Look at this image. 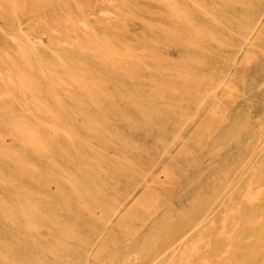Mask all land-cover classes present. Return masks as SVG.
<instances>
[{"label": "bare ground", "instance_id": "1", "mask_svg": "<svg viewBox=\"0 0 264 264\" xmlns=\"http://www.w3.org/2000/svg\"><path fill=\"white\" fill-rule=\"evenodd\" d=\"M55 5L65 9L55 22L19 27L18 10ZM98 7L103 15L86 0H0V86L83 142H48L0 97V148L31 171L7 172L0 160V188L12 196H0V264H264V0ZM254 60L262 67L248 72ZM25 176L36 188L18 181ZM159 193L167 208L156 207ZM137 219L134 239L123 240Z\"/></svg>", "mask_w": 264, "mask_h": 264}, {"label": "rangeland", "instance_id": "2", "mask_svg": "<svg viewBox=\"0 0 264 264\" xmlns=\"http://www.w3.org/2000/svg\"><path fill=\"white\" fill-rule=\"evenodd\" d=\"M89 5H91L94 9H95V14L98 15H103L104 12L99 10V1L100 0H86ZM108 3H112V0H104ZM27 7V6H26ZM63 5H55L53 7H49V8H43V7H38V6H34V7H27L26 9H20L18 10V24L20 28L23 29H28V28H32L34 25L37 24V22L39 21H48V22H55L56 18H58V16H60L61 14L65 13V9H63ZM57 29V30H56ZM53 33L58 34L60 32V26L58 23H54L53 25V29H52ZM56 30V31H55ZM11 42L16 45L19 46L17 41H15L14 39L11 40ZM38 43H40L41 41H37ZM16 50V49H14ZM31 60L33 61V63L36 65H39V61L36 57H32ZM85 61L84 58L82 57H78L76 59V62L82 64ZM96 67V66H95ZM248 72L252 71L253 69H260L262 67V65L260 64L259 60H254L252 61L248 66ZM43 84L46 87V89L49 92H52V84L50 83L49 79L47 78V76L43 77ZM0 97L2 98H6L9 103L12 105V114L13 115H18V116H23L28 122H30V128L32 130H35L41 137H44L48 142L53 143V136L51 134L57 135L58 137H61L62 139H64L68 144H71L77 148H80L83 146V142L81 141L80 137L78 136L77 133H74L73 131L69 130L65 124L60 121V120H56L53 119L51 116L47 115L44 112H38L36 110H34L25 100V98L19 93L18 89H14V90H8L5 89V86L1 85L0 86ZM249 100L252 103L256 102V96L254 93L249 95ZM43 113V114H42ZM232 124L234 125H241V123L243 122L242 117H237L236 119H233ZM77 134V135H76ZM132 137V136H131ZM94 141L99 142L101 140L100 136H96L95 138H92ZM22 137L19 135H15V140H14V145L15 146H19V145H23L22 142ZM209 150V149H206ZM5 155V151L3 149L0 148V160H2L3 163V167L7 172L10 171H14L16 169H18V171H22L26 176L27 174L29 175V173L31 172L30 170H28V167L24 166V167H18V165L16 164V162L12 159H8L4 157ZM64 156V154L62 155ZM59 157L58 160L62 163L63 167L65 168V172H70L73 170V166L69 161H64V157ZM91 157H100L102 158L105 162H112L115 160H120V157H115L111 154L110 150H104V152H102V155L99 153H96L95 149L91 150L90 153ZM37 161V160H35ZM39 164V169L37 170L38 173L40 174H45L49 171V159L43 158L40 161L37 162ZM157 170V169H156ZM201 170V161L197 162L196 164L192 165L191 167H189V170L187 171V176L185 178H182L181 181L184 183L183 185H185L189 178L191 179L193 175H197L198 172H200ZM5 171V172H6ZM169 173L174 175V176H178V168L176 165H171L169 167ZM26 176L21 177L20 179H18L19 182L23 183V184H27V186L29 187H35V184L33 182H30L28 180H26ZM86 190L90 193V197L93 198L94 194H95V188L94 185H91V183L88 181L85 184ZM148 187H143L141 188V190H147ZM0 196L4 199V200H8V198H12L11 195H9L8 193V186L6 185H1L0 188ZM43 202L45 203V205H55L56 201L53 200L52 198H45L43 200ZM48 203V204H47ZM94 202H89V206H94L95 203ZM167 203L168 200L165 197L164 193H159L158 195V200H157V205L156 207L158 209H164L165 207L167 208ZM74 204V202H73ZM100 211H105L107 209V205L106 204H102L99 207ZM98 209V210H99ZM79 210V208L77 207L72 208L71 207V211L72 212H77ZM57 214L59 216L61 213L57 212ZM20 221L24 222L25 219L23 217L20 218ZM114 221H112L110 223V226L114 227ZM141 225V221L140 220H133L131 225H130V231L129 232H124L121 234V238L125 241L127 239H129L130 241L134 239V231ZM14 228V232L17 233V231H20L21 228L17 227H13ZM21 233V231H20Z\"/></svg>", "mask_w": 264, "mask_h": 264}]
</instances>
